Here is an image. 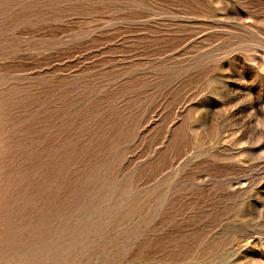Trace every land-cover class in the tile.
<instances>
[{
    "label": "rangeland",
    "instance_id": "374dc122",
    "mask_svg": "<svg viewBox=\"0 0 264 264\" xmlns=\"http://www.w3.org/2000/svg\"><path fill=\"white\" fill-rule=\"evenodd\" d=\"M0 264H264V0H0Z\"/></svg>",
    "mask_w": 264,
    "mask_h": 264
},
{
    "label": "bare ground",
    "instance_id": "6f19581e",
    "mask_svg": "<svg viewBox=\"0 0 264 264\" xmlns=\"http://www.w3.org/2000/svg\"><path fill=\"white\" fill-rule=\"evenodd\" d=\"M96 230V229H95ZM100 230V229H99ZM98 230V231H99ZM87 231V230H86ZM79 238H82V237H79V236H75V237H72V240L73 241H79ZM80 243V242H79ZM73 245V244H72ZM75 245V244H74ZM55 250V249H54ZM46 251V250H45ZM45 251H38V250H35V251H32V253H30V257L32 258V261H33V259L34 260H36V259H39V258H41V257H43L45 254H47ZM60 250H56L55 252H54V254H55V256H60V253L61 252H59ZM56 259V258H55ZM51 260V259H50ZM6 262V261H5ZM43 263V262H42Z\"/></svg>",
    "mask_w": 264,
    "mask_h": 264
}]
</instances>
